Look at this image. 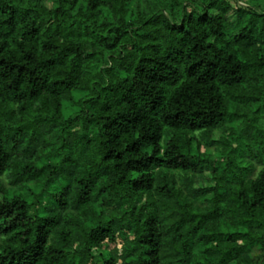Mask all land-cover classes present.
I'll return each mask as SVG.
<instances>
[{"label":"trees","instance_id":"1","mask_svg":"<svg viewBox=\"0 0 264 264\" xmlns=\"http://www.w3.org/2000/svg\"><path fill=\"white\" fill-rule=\"evenodd\" d=\"M142 1L0 0V264H264V9Z\"/></svg>","mask_w":264,"mask_h":264},{"label":"rangeland","instance_id":"2","mask_svg":"<svg viewBox=\"0 0 264 264\" xmlns=\"http://www.w3.org/2000/svg\"><path fill=\"white\" fill-rule=\"evenodd\" d=\"M81 1H84V0H81ZM231 2V0H230ZM52 1H46V4L48 6H52ZM240 3L244 4V6L246 5H260L261 7H258L259 10H263L264 9V2L263 0H242L240 1ZM138 4H141L143 7L145 6V3L144 1L142 0H134V2L132 3V10H135L137 11L139 9V5ZM232 4H236V0H232ZM189 9H191L189 7ZM236 16H232L233 19H235ZM101 19L104 20V21H110L112 20V15L110 13V11L108 10L107 7H103V11H102V14H101ZM75 95H78L77 93H75ZM74 106L71 105V104H68V106H66V108L64 109L65 113H70L74 110ZM239 123V122H237ZM232 125V124H230ZM231 129L230 128H226L224 131L223 130H218V131H215L214 134H213V139L216 140V141H219L221 139V137L223 135H226L227 137L230 135L231 133ZM202 150L209 153L211 155L212 158H215L216 159V155L220 154V151L218 150L217 148V144L213 141H205V143L203 144V147H202ZM261 167H258V170H260ZM205 175L206 177H208L207 179L206 178H201V180L199 182H196L195 183V186H210V185H213L214 184V181L211 180L212 178V175H211V172L208 171V170H205ZM210 179V180H209ZM1 181L3 183V185L7 188L10 187V182H9V178L5 175L1 178ZM31 187L35 188V185L33 183H30ZM3 197V193L0 192V198ZM260 253V250L259 248H253L252 249V254L254 255V257H257V255Z\"/></svg>","mask_w":264,"mask_h":264}]
</instances>
